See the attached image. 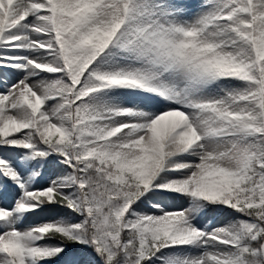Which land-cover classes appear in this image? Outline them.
Segmentation results:
<instances>
[{"label":"snow or ice","instance_id":"6c2138e0","mask_svg":"<svg viewBox=\"0 0 264 264\" xmlns=\"http://www.w3.org/2000/svg\"><path fill=\"white\" fill-rule=\"evenodd\" d=\"M0 264H264V0H0Z\"/></svg>","mask_w":264,"mask_h":264}]
</instances>
